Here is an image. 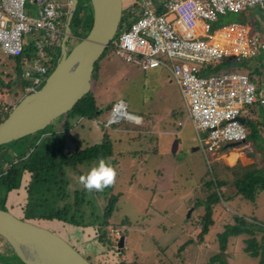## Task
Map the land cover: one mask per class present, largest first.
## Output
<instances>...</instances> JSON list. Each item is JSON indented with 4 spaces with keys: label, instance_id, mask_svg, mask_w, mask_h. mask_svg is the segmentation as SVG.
<instances>
[{
    "label": "rangeland",
    "instance_id": "rangeland-1",
    "mask_svg": "<svg viewBox=\"0 0 264 264\" xmlns=\"http://www.w3.org/2000/svg\"><path fill=\"white\" fill-rule=\"evenodd\" d=\"M57 1L63 4L68 16L71 0ZM138 1L124 0L123 15L127 16L124 24L138 17ZM26 11L35 19L39 15L36 4H28ZM236 19L238 13H229L218 24L224 25ZM33 37L34 34L26 35V42L33 41ZM80 39L73 33L68 48L72 49ZM258 63L264 67V59L263 63L257 58L224 60L212 65L210 71L246 73V67ZM98 64V78L92 81L91 93L102 110L95 121L71 118L72 128L67 133L66 146L74 149L75 140L82 141L84 145L93 144L102 139L104 130L111 134L116 156L104 159L116 172L113 189L110 186L103 191L85 189L83 196L91 203H85L84 209L92 212L98 206L96 213L101 214L108 196L121 193L110 228L119 230L121 237L125 236L124 249L101 244L96 238L97 225H78L60 219L36 220L43 224L45 221L56 228L94 264L116 261L119 256L130 263L136 261L143 264H261L260 256L252 257L244 250L250 235L230 237L226 251H221L219 233L227 224L235 222V214L264 225V190L258 193L255 201L240 195L232 196L235 190L233 173L225 168L231 165L214 157L235 151L240 146H244L243 151L248 152L245 147L252 146L254 162L247 170L264 175V106H255L254 116L246 119L247 138L244 142L230 147L224 144L216 155H212V152L204 151L200 146L182 90L168 69L164 66L143 69L126 62L116 52L103 56ZM23 81L12 57L0 49V96L6 101L12 100L16 105L26 95ZM120 99L127 103L130 113L142 116L144 120L142 117L141 121L124 118L109 123L112 109L108 107H113ZM65 120L66 116H62L48 128L9 144L6 151H2L0 163L5 159L8 161L14 154L28 151L29 144L48 131L57 129L62 132ZM200 135L204 137V132ZM99 159L79 164L78 172H68L70 182L66 186V193L69 196L62 202L58 200L57 204L74 201V191L83 188L80 177L98 165ZM112 161H116V165ZM232 166L238 168L243 165L238 162ZM213 173L219 179H226L231 188L228 189V185L220 186L223 196L213 207L216 223L201 241V215L206 210L204 204L197 203L206 200L211 193L207 186L213 180ZM29 183L30 173H26L21 188L12 190L8 196L9 204L14 203L12 211L21 216H24L22 204L26 203L24 199L28 196L26 188ZM39 195L34 193V198H40ZM47 196L50 197V194ZM48 201L46 199V205ZM46 211L39 206L33 207L36 217ZM120 225L122 231L118 229ZM263 235L264 229H256L259 241ZM2 243L0 264H24L7 243ZM214 255L221 258L211 263L210 258Z\"/></svg>",
    "mask_w": 264,
    "mask_h": 264
},
{
    "label": "built area",
    "instance_id": "built-area-1",
    "mask_svg": "<svg viewBox=\"0 0 264 264\" xmlns=\"http://www.w3.org/2000/svg\"><path fill=\"white\" fill-rule=\"evenodd\" d=\"M28 4L38 6L36 19L26 11ZM139 4L138 17L121 29L115 41L116 54L143 69L169 70L182 90L204 151L244 142L246 119L254 116L255 106H264V86L245 72L210 70L224 60L256 58L264 38L243 21L216 23L228 13L264 6V0H163L159 7L153 0H141ZM66 17L57 0H0V49L7 56L21 57L18 70L26 81L25 94L41 87L50 75L52 53L62 44ZM28 34H34L32 52L25 50ZM1 98L3 113L11 111L13 101ZM127 107L123 99L115 102L110 119L126 118L122 114L129 112ZM120 233L110 230L114 248L119 246Z\"/></svg>",
    "mask_w": 264,
    "mask_h": 264
},
{
    "label": "trees",
    "instance_id": "trees-1",
    "mask_svg": "<svg viewBox=\"0 0 264 264\" xmlns=\"http://www.w3.org/2000/svg\"><path fill=\"white\" fill-rule=\"evenodd\" d=\"M125 19H127V16L125 17L123 15V21H125ZM123 21L120 24V28L115 38L110 42L100 59L109 53L116 52L115 41L118 39L121 33L120 30L130 25V22L128 24H124ZM92 23L93 10L91 0H79L77 10L71 23L72 33L78 35L81 38L85 37L88 34ZM25 50L27 52H32L33 46L30 42H28ZM52 55L54 58L51 72L56 67L58 59L61 56L60 45L57 46L56 53H52ZM12 60L15 63L16 69H18L21 63V57H12ZM99 60L95 65L93 79L98 78ZM25 82L26 81H24V85ZM3 102L4 101L0 96V122L10 113V111L3 113ZM108 108L112 109V105H109ZM101 110L102 108L97 104L94 95L90 92L65 115L66 120L64 121V130H62V132H58L57 129L48 131L44 135L40 136L37 141L30 143L28 151L14 154L11 156V158H9L8 161L5 159L4 162H1L0 207L7 208L6 202L9 193L12 190L21 188L25 174L30 173V183L27 184L26 188L28 191L29 200L25 212L26 218L38 220L60 219L78 225H88V223L97 225L96 238L101 242V244H107L108 247L111 248L113 245L110 236V225L112 224L111 219L113 217V213L118 207L121 193H112L110 196H108L107 203L103 207L101 214L96 213L98 206L94 207L92 212L86 211L84 209L85 203H91L87 200L88 198L83 196L85 190L84 187L82 190L76 189L74 191L76 195L73 202L67 200L63 204H57L58 200H61L62 202L69 196V194L66 193V186L70 182L67 179L69 174L68 172H78L77 170L79 164L84 162H90L94 159L102 157L114 158V156H116V152L113 147L114 144L112 136L106 130L103 132V136L101 137L102 139L93 144L87 143L84 145L82 141L75 140L76 147L74 149H68L66 146L67 133H69L70 129L72 128V125H70V119L78 117L88 121H95L98 119ZM24 138H22V140ZM9 144H7L6 148L9 146ZM6 148L0 149V156L3 150L6 151ZM116 163V161H112V164L116 165ZM251 166L253 165L240 166L238 168H234L233 166L225 167L228 171L233 173V183L235 190L232 192V196L240 195L249 201H255L258 193L264 190V175H260V172L258 171L256 173L255 171H248L247 168H251ZM209 184L210 185L207 186V189L211 190V193L206 200L202 199L197 203L198 205L204 204L206 210L205 213L201 215V241L204 239L203 236L206 235L210 231V228L216 223L213 216V207L220 202L223 196L220 186H227L228 181L226 179H219L216 176V173H213V180ZM113 186V184L110 185L111 188ZM216 187L217 189L215 190L214 188ZM229 188H231V186L228 185V189ZM34 193L40 194L41 197L40 195L39 197L42 198V201H40V198H34ZM48 194H50V197L47 196ZM46 199L50 200L48 201L47 205ZM35 206L47 209V211L36 217L35 213L33 212V207ZM124 221L122 223H124ZM234 221V223L227 224L224 230L219 233L221 251H226L230 237L248 234L250 237L246 239V246L244 247L245 252H248L252 257L260 256L261 264H264V235L260 241L256 237V229H264V225L255 221H248L246 217L239 214L234 215ZM118 229L122 231V226L120 225ZM220 258L221 257L219 255H214L210 258V262H217V260ZM102 264L143 263L136 261L130 263L119 256L116 261H107Z\"/></svg>",
    "mask_w": 264,
    "mask_h": 264
},
{
    "label": "water",
    "instance_id": "water-1",
    "mask_svg": "<svg viewBox=\"0 0 264 264\" xmlns=\"http://www.w3.org/2000/svg\"><path fill=\"white\" fill-rule=\"evenodd\" d=\"M78 4L79 0L70 2L56 67L41 87L26 94L0 122V149L46 129L91 92L96 62L123 21L124 0H91L92 26L88 34L69 49L68 42L73 36L71 23ZM111 122L114 120L110 119ZM2 242L7 243L24 264H94L61 234L8 207H0V244ZM118 245L120 250L124 249L125 236Z\"/></svg>",
    "mask_w": 264,
    "mask_h": 264
},
{
    "label": "crops",
    "instance_id": "crops-1",
    "mask_svg": "<svg viewBox=\"0 0 264 264\" xmlns=\"http://www.w3.org/2000/svg\"><path fill=\"white\" fill-rule=\"evenodd\" d=\"M140 1L141 0H139L138 2L140 3ZM162 1L163 0H153V4L155 7H159ZM237 13H238V19H236L237 21H243V22L249 24L253 32L261 35L264 38V6L254 7L252 9L247 10V11L237 12ZM226 15H224V16H226ZM224 16H222L219 19V21L216 23V25H219L218 23L223 19ZM256 58L259 59L261 61V63H263L264 48H262L260 50V53ZM249 60H252V59H249ZM245 71L256 81L257 84L264 86V67H263V64L261 65L260 63H258L257 65H254L253 67L252 66L250 68L246 67ZM137 117H139L140 118L139 121H141V117L140 116H137ZM132 121H134V120H132ZM227 145L228 144H226V147L232 146V145H230V146H227ZM245 148H246V150H248V152L243 151L244 146H240L239 148L236 147L235 151L232 150L230 153L217 154V156H215L214 158H215V160H221L222 159V161L224 163L229 164L231 166L237 164L238 162L240 164H242L243 166L252 165V163L254 162L253 155L251 154L253 147L249 146V147H245ZM216 153L217 152L214 151V152H212V155H216ZM43 222H44V225L48 226L52 230L56 231L57 233H59L63 237H65L56 228L51 227L50 225L46 224L45 221H43ZM94 246H96V245H94ZM100 251H102V250H100Z\"/></svg>",
    "mask_w": 264,
    "mask_h": 264
},
{
    "label": "clouds",
    "instance_id": "clouds-1",
    "mask_svg": "<svg viewBox=\"0 0 264 264\" xmlns=\"http://www.w3.org/2000/svg\"><path fill=\"white\" fill-rule=\"evenodd\" d=\"M116 172L114 168L100 158L98 165L92 167L86 175L80 177V183L87 191H103L115 182Z\"/></svg>",
    "mask_w": 264,
    "mask_h": 264
},
{
    "label": "flooded vegetation",
    "instance_id": "flooded-vegetation-1",
    "mask_svg": "<svg viewBox=\"0 0 264 264\" xmlns=\"http://www.w3.org/2000/svg\"><path fill=\"white\" fill-rule=\"evenodd\" d=\"M69 7V6H68ZM69 11H70V9H69ZM69 13V12H68ZM68 17V16H67ZM10 194V193H9ZM9 196V195H8ZM28 197V196H27ZM27 197H25V201H26V203L25 204H22V207H23V209H22V212H23V215L25 216V212H26V209H27V205H28V202H29V200H28V198ZM12 199V198H11ZM9 200H10V197H8V199H7V202H6V206L8 207V208H10L11 209V207L13 206V204L14 203H11V204H9ZM23 200V201H24Z\"/></svg>",
    "mask_w": 264,
    "mask_h": 264
},
{
    "label": "bare ground",
    "instance_id": "bare-ground-1",
    "mask_svg": "<svg viewBox=\"0 0 264 264\" xmlns=\"http://www.w3.org/2000/svg\"><path fill=\"white\" fill-rule=\"evenodd\" d=\"M122 115H124L126 118H128L130 120H138V119H140L139 117H137L135 115H130L129 112H125Z\"/></svg>",
    "mask_w": 264,
    "mask_h": 264
}]
</instances>
